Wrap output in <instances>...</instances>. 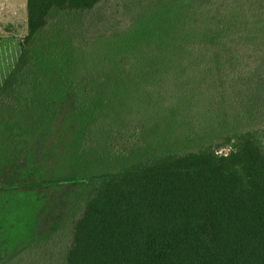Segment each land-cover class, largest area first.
<instances>
[{
  "label": "trees",
  "instance_id": "obj_1",
  "mask_svg": "<svg viewBox=\"0 0 264 264\" xmlns=\"http://www.w3.org/2000/svg\"><path fill=\"white\" fill-rule=\"evenodd\" d=\"M25 25L0 79V215L22 193L34 225L0 264H264V129L191 147L182 94L216 76L264 109V0H25ZM131 94L159 120L147 156L56 174L47 133L133 138L138 106L128 126L111 113Z\"/></svg>",
  "mask_w": 264,
  "mask_h": 264
},
{
  "label": "rangeland",
  "instance_id": "obj_2",
  "mask_svg": "<svg viewBox=\"0 0 264 264\" xmlns=\"http://www.w3.org/2000/svg\"><path fill=\"white\" fill-rule=\"evenodd\" d=\"M25 30V0H0V79L15 57L14 38L23 35ZM255 80L252 75L249 83L253 84ZM182 94L185 98L193 99L188 109L183 110L184 117L190 115L197 125L196 131H191L194 137L196 136L190 144L191 147L206 142L214 146L219 145L218 151L226 152L228 148L223 143L232 129L244 125L264 129L263 107L252 104L251 96L249 99L245 97L241 105L232 104L230 96L220 93L216 76H207L200 81L191 80ZM142 99L135 98L133 94L123 96V99L111 108L113 117L117 121L125 118L122 122L128 126L130 122H127V117L131 119L132 113H136L133 112L135 105L138 106L137 115L140 119L137 123L140 129L133 138H123L130 132L131 126L127 127L128 130L121 137L120 134H110L107 131L94 133L85 127L84 120L75 132L73 146L70 140L62 139V134L56 130L52 135L47 133L46 150L56 163L55 173L66 171L71 165L84 172L92 171L96 167L111 170L144 159L147 156L146 143L159 120H155L154 109ZM186 135L188 134H185V137ZM177 136L183 135L176 134L174 138ZM171 148L175 149L173 146ZM186 148L188 146L179 145L176 149L181 151ZM77 194L81 197L84 191L80 190ZM9 199L11 202L8 204L7 214L0 215V248L28 234L34 225L31 210L35 205L32 197L14 193Z\"/></svg>",
  "mask_w": 264,
  "mask_h": 264
}]
</instances>
